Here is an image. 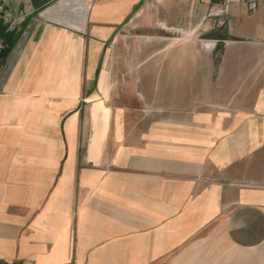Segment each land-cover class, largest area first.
<instances>
[{"label":"crops","instance_id":"crops-1","mask_svg":"<svg viewBox=\"0 0 264 264\" xmlns=\"http://www.w3.org/2000/svg\"><path fill=\"white\" fill-rule=\"evenodd\" d=\"M0 264H264V0H4Z\"/></svg>","mask_w":264,"mask_h":264},{"label":"built area","instance_id":"built-area-1","mask_svg":"<svg viewBox=\"0 0 264 264\" xmlns=\"http://www.w3.org/2000/svg\"><path fill=\"white\" fill-rule=\"evenodd\" d=\"M216 6H220L224 11H227L232 3H246L251 9L257 7L259 0H216ZM19 17L12 12L4 0H0V65L4 57L3 54L7 49V41L5 33H16L18 30Z\"/></svg>","mask_w":264,"mask_h":264},{"label":"trees","instance_id":"trees-1","mask_svg":"<svg viewBox=\"0 0 264 264\" xmlns=\"http://www.w3.org/2000/svg\"><path fill=\"white\" fill-rule=\"evenodd\" d=\"M216 1V0H214ZM4 36L6 37V41H7V49L5 50L4 54H3V57L5 58L7 53L10 51V49L12 48V46L14 45L15 43V40H16V35L14 33H5Z\"/></svg>","mask_w":264,"mask_h":264}]
</instances>
